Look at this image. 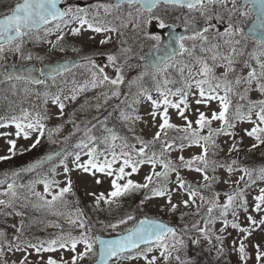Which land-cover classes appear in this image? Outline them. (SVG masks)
<instances>
[{
  "label": "snow or ice",
  "instance_id": "6c2138e0",
  "mask_svg": "<svg viewBox=\"0 0 264 264\" xmlns=\"http://www.w3.org/2000/svg\"><path fill=\"white\" fill-rule=\"evenodd\" d=\"M0 5L7 8L0 15V61L5 62L0 83L8 84L3 99L11 113L0 116V129H14L0 132V137H9L7 154L0 155V162H11L18 152L22 155L43 146L45 139L52 145H64L27 165L26 170L36 172L38 179L28 185L13 181L0 191V217L6 224L9 217L20 218L11 224V238L7 228L0 227V264H126L139 259L145 264H170L172 260L202 264L187 255L182 258L190 246L202 253L214 250L219 264L227 254L229 228L237 233L231 242L237 264H248L249 245L255 264H264V186H259L264 183V163L245 165L232 157L240 152L245 137L253 141L249 153L264 146V0H97L88 7L75 8L65 0H0ZM197 16L203 23L197 22ZM150 26L167 31L166 44L161 35L147 31ZM180 28L185 34L178 33ZM86 33L90 34L88 41L95 42L100 35L99 46L114 47L92 53L83 52L82 46L72 47L79 61L47 65L30 47L49 45L45 55L51 56L67 51L66 36L82 38ZM128 34L151 41L150 50L156 55L149 58L142 48L137 54L129 45ZM9 55L14 58L11 68L17 69L18 59L22 72L9 70ZM34 60L42 66L37 69L28 63ZM76 69L82 70L81 80ZM36 72L39 74L34 75ZM129 72L135 75L129 76ZM89 92L96 95L66 112ZM253 92L261 98L250 99ZM110 101H116L112 107L119 110V123L114 126L108 123ZM142 102L150 104L148 116L157 128L150 140L135 130L142 120L138 114ZM213 102L218 110L210 115L200 110V105L211 109ZM26 103L31 110L23 106ZM192 103L197 106L194 120L188 115ZM92 108L97 115L91 120H77V112L87 113ZM170 109L182 125L171 122ZM52 121L59 123L49 127ZM213 122H219L218 126L214 128ZM245 123L251 127L241 129L243 135L237 140V126ZM67 124L71 131L58 140ZM120 128L131 137L121 134ZM222 137L228 138L225 144L229 140L231 144L220 159L224 149L218 140ZM20 138L32 143L20 150ZM193 148L199 153L186 158L185 150ZM173 153H178L175 159ZM261 155L264 157V152ZM54 160L62 167L63 186L50 178L55 167L48 175L41 171ZM145 165L149 171L143 182L132 179ZM185 171L198 177L189 181L182 174ZM73 172L92 176L98 185L104 181L97 174L109 179L106 192L88 193L95 210L111 213L121 207L124 198L142 193L138 211L153 203L158 213L170 218L178 215L181 223L174 226L147 214L142 219L127 214L115 222L98 221L101 231L115 233L102 238L79 206H69L68 196L75 195ZM36 184L43 185V192L36 191ZM219 185L230 189L223 198L217 191ZM254 186L258 194L250 204L247 195ZM18 189H26V193ZM29 209L41 218L26 220ZM46 216L57 219L48 221L43 218ZM189 216L196 219L188 222ZM131 221H135L131 227L118 231ZM34 224L59 231L45 238L29 236L28 229ZM254 235L260 240L253 241ZM65 252L72 254L69 259ZM55 253H60L59 258L52 255Z\"/></svg>",
  "mask_w": 264,
  "mask_h": 264
},
{
  "label": "rangeland",
  "instance_id": "374dc122",
  "mask_svg": "<svg viewBox=\"0 0 264 264\" xmlns=\"http://www.w3.org/2000/svg\"><path fill=\"white\" fill-rule=\"evenodd\" d=\"M82 1L88 2L90 0H82ZM5 2H7V0H5ZM67 4L74 7V4H72V0H69V2H67ZM177 15H179V14L177 13ZM197 21H200V18L198 16H197ZM156 28H158V27L150 26L147 29V31L153 35H156V33L154 32V29H156ZM88 35H90V34L86 33L82 38L81 37H72L70 35L66 36L67 43L65 45H66L67 49H70V52H73L71 47H77L79 49L82 46L83 52L92 53L94 51L104 52V51H107L108 49H112L114 47L112 44H109V45H106L103 47L99 46L98 41L102 38V36H100V35L96 36L95 42H90V41H88ZM128 37L132 38V39H129V45L135 49L137 54H140L141 48L143 50V53H145V51L151 47L152 42L147 41L143 36L136 37V36H132L131 34H128ZM48 39L55 40V36H49ZM133 39H135V40L133 41ZM37 45L38 46H36L35 48H32L30 46L31 50H32L34 55H40L41 57H43L42 58L43 60L49 62V61H55V60L63 58L64 52H56L54 55L48 56V55H45V53L48 51V48L50 46L46 45V44H37ZM137 45H139V47H137ZM65 54H66V52H65ZM75 57H80V56L78 54H75ZM96 58L102 59L99 56H97ZM13 59L14 58L11 55H9L7 66L11 65ZM15 62H16V64H21V62L18 59H16ZM4 64H5V62L0 61V72H2L4 70ZM80 71H82V70H79L78 74ZM128 75L134 76L135 72H129ZM77 79L81 80L82 77L77 78ZM124 90L126 91V89H124ZM95 95H96L95 92L87 93L86 97H81V99L77 102V104L70 105L66 109V112L71 113L73 108H79L80 103H83L85 98L90 99L91 97H93ZM155 95L156 94L154 93L153 96L155 97ZM259 98H261L259 93H256V92L250 93V99L256 100ZM93 103H95V101H93ZM114 103H115V101H110L108 106H110V108H112V105H114ZM196 108H197V106L194 103H192V110H191V112L188 113L189 119H193V120L195 119ZM199 108L201 111H205L209 115H210V112L212 110H218L215 102H213V104L211 105V109H205L203 105H200ZM149 111H150V104L147 102H142L138 106V114L142 117V120H141V122H139L135 126V130H136V133L141 135L145 140H150L152 138V136L154 135L155 131L157 130V128L154 127L152 122H151V117L148 116ZM169 113L171 116V122L172 123L177 124V125L183 124V121L178 117L175 110L170 109ZM95 115H97V113L95 112V109L92 108L87 113L77 112L76 118L78 121H80V120H91L92 117ZM104 115H107V112H105ZM92 122L94 123L95 121L93 120ZM159 122H160L159 118H157L156 123L158 124ZM56 123H59V121L49 122V127L53 126V124H56ZM218 124H219V122H213L212 126L215 128L218 126ZM193 127H195V124L193 125ZM250 127H251V125H249L247 123L238 125L237 129H236V131L239 133V135L237 136V140H239L240 136L243 135L241 129L250 128ZM71 129H72V126L70 124L65 125L63 132L57 137V139L62 141L64 139V137L69 134ZM4 131L11 132V131H14V129H12V128L0 129V132H4ZM129 135L131 137V133H129ZM8 138L9 137H0V155L7 154V152H6V148H7L6 140ZM11 138H14V137H11ZM226 139H228V138L222 137L218 140V143L220 144L221 148L224 149V151L220 153V159L224 158L225 154L227 153L228 146H229V144H231L230 140L228 141V144H225L224 140H226ZM31 143H32V140H24L23 138H20L17 140V148L22 150L24 148H27ZM251 143H253V141L250 138L245 137L243 140V146L241 147L240 151H242L243 149L249 148ZM42 145L43 146H37L35 149H32L30 152H24L22 155L19 154V152H18L17 156H15L11 162H0V168H3L5 166H9V167L15 166L14 168H17L20 165L28 162L29 160L34 158L36 155L40 154L41 152H43L45 150L51 151V150L58 149V148L62 147V144L52 145V144L48 143L46 139L42 141ZM193 153L198 154L199 149H195V148L186 149L183 154L185 155L186 158H188ZM236 154H238V153H232V157H234ZM177 155H178V153H173L172 158L175 159V157ZM82 158L87 159V157H82ZM58 163L59 162L57 161L53 165V167H55V169H56L54 179L56 181L60 182V185L63 186L64 177L62 175V167L58 166ZM157 170H159V168ZM148 171H149V166L145 165L141 168L139 174L133 176L132 179H134L138 182H143V177L147 174ZM182 174L189 181H193L194 178L198 177V174L187 172V171L183 172ZM221 174H223V173H221ZM236 175L238 176L239 173H237ZM97 177L102 179L104 182L102 184L98 185L95 183V179L88 174H81L78 172L72 173V179L74 181V190H76L82 196L83 199L87 200L91 204H93V198L88 194L89 192L95 191L97 193H100V192H106L109 189V179H105L100 174H97ZM6 186H7V183L0 184V191H4L6 189ZM259 186H264V183H259ZM35 188H36V191L43 192V185L42 184H36ZM229 190L230 189H229L228 185L217 186V191H219L221 193L222 198H223V193L225 191H229ZM256 194H258V187L254 186V189L249 190V193L247 195V199H248L250 204L252 203L253 196ZM143 210L149 216H151L153 218H162V219H164L163 221H166L167 223H171L174 226L181 223L178 215L175 218H170L169 216H165L161 213H158L156 210L155 204H153V203L147 204ZM19 219H20L19 217H14V216L9 217L7 224H6L4 219L2 217H0V227H6L7 228V231L9 232V238H11V233L14 231L11 228V224L18 223ZM194 219H196V218H194L192 216L187 217L188 222H192ZM229 219H231V217H229ZM97 222L98 221H94V224H96V228H100L101 226ZM243 226H246V225H243ZM219 227H220V225L217 224L216 228L218 229ZM228 232H231L232 234L230 236H227V239L225 241V247H226V253L227 254L219 260V264H237V261H238L237 254L235 252L231 251V242L234 239H236L237 233L230 228L228 229ZM101 234H104L106 236L115 235V233H113L111 231H104ZM225 235H227V234H225ZM252 239H253V241H258V240H260V236L254 235L252 237ZM202 247L204 249L207 248L206 242H203ZM247 251H248V254L250 257L248 264H255L254 251H253L251 245H249V247L247 248ZM153 254L158 255V253H153ZM19 255L20 254H17V257ZM45 255H47V254H45ZM52 255L59 258L60 253H55ZM71 255L72 254L69 252L64 253V256L66 259H69L71 257ZM185 255H187L188 257L195 258L198 262H202V264H211L212 261L216 259V254H215L214 250L210 254L207 253L206 251L202 253L200 251V249L196 248L195 246H190L186 250V253L182 254V258H184ZM84 264H89V262L85 261ZM126 264H145V262L142 259H139L136 261L126 262ZM158 264H159V262H158ZM170 264H176V261L172 260V261H170ZM216 264H217V261H216Z\"/></svg>",
  "mask_w": 264,
  "mask_h": 264
},
{
  "label": "trees",
  "instance_id": "16d2710c",
  "mask_svg": "<svg viewBox=\"0 0 264 264\" xmlns=\"http://www.w3.org/2000/svg\"><path fill=\"white\" fill-rule=\"evenodd\" d=\"M7 12V8L0 5V15ZM8 88V84L7 83H2L0 84V116H6V115H11V113L7 112V107H6V102L3 99V96L6 92ZM127 91V89H126ZM155 92H153L154 94ZM10 99H15L10 97ZM37 105H39V102L36 103ZM25 108H29V110H31V106L29 104H24L23 105ZM108 111L112 112V115L108 118V123L109 126H114L117 125L119 123V110H114L113 107L110 108L107 107ZM37 110H39V108H37ZM17 114H18V109H17ZM112 121H111V120ZM121 134H127L129 135V133H127V130L124 128H120L118 129ZM97 135H99V133H97ZM170 135H175V133H170ZM79 136V134H78ZM77 137H73L72 141H69V144L71 145L73 141H75ZM130 137V135H129ZM73 147L69 148V151H72ZM247 149H243L242 151H240L238 154H236L233 158H237L238 160H240V162L242 164L245 165H255V166H259L261 163H264V157H262L261 153L264 152V146H261L260 149L255 150L252 153H249ZM219 158H220V154H219ZM52 168L49 167V165L44 166L41 171L44 175H48L50 170ZM10 168H0V177H3L6 174V171H9ZM29 175L31 174H24V173H19L18 176H16L15 181L19 182L18 185H24L26 184V182L33 178L30 177ZM35 176H37V173L35 174ZM51 178V177H50ZM24 190L25 189H18L19 192H21V194H24ZM75 195H70L68 196V200H69V206L72 209H75L77 206H79V208L81 210H83L87 216L91 219V221L94 223V221H104L105 223L108 222H115V220L119 219L121 216L127 215V214H132L134 216L137 217V219L145 216L144 210L142 211H138V208L140 206V201L143 198V194L142 193H137L131 196H128L126 198L123 199L121 207L120 208H113V211L111 213H109L106 210H95L93 208V204L89 203L87 200L83 199L82 196L76 191L74 190ZM78 202V204H77ZM104 208H106V206H102ZM18 210H23V209H18ZM148 215V214H147ZM149 216V215H148ZM29 217H34L36 219H40L41 218V214L40 213H36L33 212L31 209L28 210V215L25 217L26 220H28ZM44 219L48 220V221H56V217L53 216H46L43 217ZM162 219V218H160ZM164 220V219H163ZM135 221H131L129 222L128 225L126 226H122V229L118 230L121 231L123 230V228L125 227H131L133 225ZM61 223H63V221H61ZM65 227H67V225H65ZM100 228H96V233H103L104 231H101ZM43 230L45 231V233H42ZM50 228L44 229L42 225L40 224H34L30 229H28V235L29 236H33V237H37L40 236L39 238H45L48 237L54 233H57L59 230L58 229H53L55 231H51L54 233H49ZM78 234V233H77ZM217 259L213 260L211 264H216Z\"/></svg>",
  "mask_w": 264,
  "mask_h": 264
},
{
  "label": "water",
  "instance_id": "95a60500",
  "mask_svg": "<svg viewBox=\"0 0 264 264\" xmlns=\"http://www.w3.org/2000/svg\"><path fill=\"white\" fill-rule=\"evenodd\" d=\"M178 31V33L179 34H185V33H183V29H178L177 30ZM165 32L167 33V31L165 30ZM168 35V34H167ZM167 35L165 36V38H164V40L162 41V43L163 44H166L167 43ZM148 57L149 58H151L153 55H156V53L154 52V51H149L148 53ZM9 70L10 71H16V72H22L23 71V69H21L20 67H17V69H15V70H13L12 68H9ZM34 75H36V73H34ZM3 78L2 77H0V80H2ZM45 156V155H44ZM44 156H42V157H40L39 159H42ZM39 159H37V160H39ZM37 160H35V161H33V162H31V163H35ZM31 163H29V164H31ZM27 165L28 164H26L25 166H23L22 168H21V170H23V171H27L26 169H27ZM97 235H99V234H97ZM102 238H110L111 236H102V235H100ZM114 236V235H113Z\"/></svg>",
  "mask_w": 264,
  "mask_h": 264
},
{
  "label": "flooded vegetation",
  "instance_id": "af4514ba",
  "mask_svg": "<svg viewBox=\"0 0 264 264\" xmlns=\"http://www.w3.org/2000/svg\"><path fill=\"white\" fill-rule=\"evenodd\" d=\"M78 0H72V2L75 4V2H77ZM154 30H156V29H154ZM157 32H159L158 31V29H157Z\"/></svg>",
  "mask_w": 264,
  "mask_h": 264
}]
</instances>
